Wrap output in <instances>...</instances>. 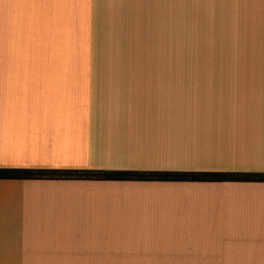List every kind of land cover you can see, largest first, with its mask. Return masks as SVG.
Masks as SVG:
<instances>
[{
	"label": "crops",
	"instance_id": "1",
	"mask_svg": "<svg viewBox=\"0 0 264 264\" xmlns=\"http://www.w3.org/2000/svg\"><path fill=\"white\" fill-rule=\"evenodd\" d=\"M250 1L264 53V0ZM66 11L71 92L55 123L44 127L22 76L0 71V126L23 116L37 129L0 134V168L264 172V59L251 62L250 107L236 77L180 102L178 0ZM240 15L228 1L185 24L227 38L242 34ZM0 264H264V181L0 177Z\"/></svg>",
	"mask_w": 264,
	"mask_h": 264
},
{
	"label": "clouds",
	"instance_id": "2",
	"mask_svg": "<svg viewBox=\"0 0 264 264\" xmlns=\"http://www.w3.org/2000/svg\"><path fill=\"white\" fill-rule=\"evenodd\" d=\"M69 0H0V71L23 77V91L41 101L45 128L55 123L70 98L69 48L74 21ZM37 131L20 118L19 128L0 126V134Z\"/></svg>",
	"mask_w": 264,
	"mask_h": 264
},
{
	"label": "rangeland",
	"instance_id": "3",
	"mask_svg": "<svg viewBox=\"0 0 264 264\" xmlns=\"http://www.w3.org/2000/svg\"><path fill=\"white\" fill-rule=\"evenodd\" d=\"M228 1L233 5L236 2L240 16L244 20V30L241 35L233 34L225 38L223 35H218V31H208L207 28L206 30L198 29L202 28V24H199L201 22H195V26L185 24L187 20L206 18L208 15L212 17L213 13L221 8L223 3L226 2L227 5ZM234 2L233 0H178L180 30L178 50L173 54V59L178 62V65L174 66V74L178 78L176 86L180 102H192L196 92L224 91L226 87L219 80H224L225 77H236L238 91L246 94L250 107L251 62L263 60L264 53L252 51L249 22L245 23L251 15V1L235 0ZM194 27L197 30H194ZM231 32L233 30L228 31V33ZM232 49L234 50L227 51ZM241 79L243 84L240 83ZM185 96L187 100H182L181 98ZM179 108L185 110L187 107H182L180 103ZM210 109L216 110L214 107Z\"/></svg>",
	"mask_w": 264,
	"mask_h": 264
},
{
	"label": "trees",
	"instance_id": "4",
	"mask_svg": "<svg viewBox=\"0 0 264 264\" xmlns=\"http://www.w3.org/2000/svg\"><path fill=\"white\" fill-rule=\"evenodd\" d=\"M4 178L264 181V172L0 168Z\"/></svg>",
	"mask_w": 264,
	"mask_h": 264
}]
</instances>
